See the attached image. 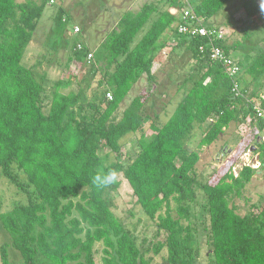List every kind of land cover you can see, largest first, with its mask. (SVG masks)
<instances>
[{"label": "trees", "instance_id": "trees-1", "mask_svg": "<svg viewBox=\"0 0 264 264\" xmlns=\"http://www.w3.org/2000/svg\"><path fill=\"white\" fill-rule=\"evenodd\" d=\"M160 1L182 7L178 0ZM230 1L188 0L192 12L210 30L217 27L208 21ZM49 2L54 0H0V169L26 197V203H15L0 213V224L23 264H97V254L100 264H195L197 225H202L210 247L209 264H264V208L258 211L243 195L256 173L239 160L246 146L234 155V163L242 165L236 176L230 164L225 171L214 170L203 184L198 182L199 153L189 147L197 130V147H209L230 124L249 119L257 133L254 152L264 165V120L256 119L245 101L260 94L264 85V49L245 65L241 61L249 56L244 54L241 60L232 56L258 27L264 29L257 0L240 4L245 15L238 27L240 40L229 44L227 36L212 39L215 47L236 60L239 71L234 78L209 57L207 38L179 34L178 17L145 3L136 12H123L96 47L72 42L67 61L88 66V80L70 88V81L59 78L47 92L36 77V65L25 66L22 60ZM63 15L60 8L56 16L62 20ZM169 30L174 47L190 51L192 64L173 112L158 126L149 121L148 129L142 115L148 92L140 91L125 108L120 106L143 75L152 79L151 69L166 46L163 37ZM233 81L243 97L231 92ZM128 135L137 137L132 160L104 164L101 146L118 158ZM109 170L122 175L157 234H165L162 242L145 250L137 246L112 211V194L120 181L107 188L92 182L94 175ZM194 187L204 196L205 212L195 226L186 204ZM236 200L246 204L243 214ZM149 253L152 256L146 257ZM158 255L160 262L155 261ZM0 264H11L3 245Z\"/></svg>", "mask_w": 264, "mask_h": 264}, {"label": "rangeland", "instance_id": "rangeland-1", "mask_svg": "<svg viewBox=\"0 0 264 264\" xmlns=\"http://www.w3.org/2000/svg\"><path fill=\"white\" fill-rule=\"evenodd\" d=\"M242 1L231 0L215 17L208 21L209 24L216 26L218 29H224L226 38H229V44L241 38L238 27L245 20L244 12L240 7ZM145 3L156 4L158 10L163 8L165 10L167 8L175 9L174 7H168L165 2L160 0H54L52 4L49 2V5L43 11L33 39L27 47L22 63L28 67L36 65V77L43 83L47 92L59 78H63L65 82L70 81V88H76V83L81 79L88 80L90 68L88 66H76L74 62L68 63L70 44L74 41L79 43L86 41L91 46L90 48H93L94 40L99 39L113 28L117 18L123 12H136ZM60 8L64 12L62 20L56 16ZM153 19L154 16L143 27L135 41L147 30ZM73 26L78 27L79 35L74 34ZM174 46V43L172 46H166L167 48L158 54V58L151 69L152 79L149 80L146 75H143L120 106V110H122L134 95L140 91L148 92L150 97L142 110V115L145 118L144 126L148 129L149 121H153L156 126L164 123L184 94L181 85L192 64V57L187 49ZM173 47L175 49L171 51ZM239 49L232 51V56L237 60H241L245 54L249 57L241 62L244 65L247 62L249 63L254 55L264 49V29L258 27L253 36L245 42V47ZM260 81L258 80L257 83L260 84ZM258 93L264 94V85ZM46 103L47 101L44 104ZM154 115L157 118L152 119ZM209 122L210 120H207L203 127ZM244 123H233L228 131L224 132L223 136L209 147H197L200 132L195 131L189 142V147L199 153L197 172L200 184H203L210 174L218 168L225 171L230 164H233V167L237 166L234 163V151L237 148L246 146L244 153L247 152L246 160L249 165H254L257 162L253 141V137L257 133L254 127L248 126L246 122ZM147 133L146 135L150 136L151 130H148ZM136 138V136L128 135L122 140L123 145L118 158L110 153L106 146L102 145L99 149L102 162L109 164L116 159L125 163L131 161L136 152ZM251 147L253 148L251 149ZM243 154L239 160H241ZM239 168L236 167L235 170L237 171ZM258 168V175L253 177L250 184L246 186L243 195L260 211L264 208V168H260V166ZM21 177L25 179L22 174ZM118 180L120 186L112 194L113 213L132 233L140 249L145 250L158 242H162L165 234L163 232L157 234L154 223L144 215L136 204V199L121 174L118 175ZM242 201H235L240 214L247 210L246 204L243 205ZM15 203H26V197L1 175L0 169V213L9 211ZM186 204H189L191 224L195 226V222L198 224L201 221L197 219L205 218V212L202 209L204 196L199 187H194L190 191ZM197 226L193 245L197 253L195 264H209L211 258H206V256L210 255V247L201 229L202 225ZM1 245L6 247L8 260L11 264H23L19 252L11 245L9 234L0 224ZM95 248L98 250V246ZM98 255H96L95 260L97 264H100ZM151 256L152 253H149L146 257ZM155 261L160 262L161 256H156Z\"/></svg>", "mask_w": 264, "mask_h": 264}, {"label": "built area", "instance_id": "built-area-1", "mask_svg": "<svg viewBox=\"0 0 264 264\" xmlns=\"http://www.w3.org/2000/svg\"><path fill=\"white\" fill-rule=\"evenodd\" d=\"M178 2L181 4V8L174 7V13L176 17L180 20V23L177 25V32L179 34H187L188 36H199L202 38H207L208 40V49H209V57L212 60H217L220 63H222L225 73L231 77L234 78L239 71V66L236 64V60L230 56L225 54V52L220 49L219 47H215L212 44V39H222L226 37L224 29H207L202 25V21L200 18H198L193 12L192 8L188 2V0H178ZM176 12V13H175ZM73 32L74 34L79 32V29L77 26H73ZM202 50V48H200ZM88 59H91L92 55L89 53L87 55ZM231 92L234 94V96H240L243 97L244 95L241 94L238 85L235 81H233V88L231 89ZM107 98H111L110 94H107ZM245 98V97H244ZM246 99V98H245ZM246 103H248L251 108L253 115L256 119L264 120V104L262 101H264V94L260 93L255 98H252L251 100L246 99ZM249 119H247L245 122L248 125ZM245 124V123H244ZM249 126V125H248ZM264 138V137H263ZM247 152L243 154V158L241 157V161L243 165L251 167L247 163ZM258 165V162H256ZM255 163V165H256ZM242 165L234 166L232 168V172L234 176L237 175V171L241 169ZM236 167H240L237 171L235 170Z\"/></svg>", "mask_w": 264, "mask_h": 264}, {"label": "clouds", "instance_id": "clouds-1", "mask_svg": "<svg viewBox=\"0 0 264 264\" xmlns=\"http://www.w3.org/2000/svg\"><path fill=\"white\" fill-rule=\"evenodd\" d=\"M259 8L262 14H264V0H259ZM118 180V175L115 170H109L107 172L98 173L92 177V182L98 188H107L114 185Z\"/></svg>", "mask_w": 264, "mask_h": 264}, {"label": "crops", "instance_id": "crops-1", "mask_svg": "<svg viewBox=\"0 0 264 264\" xmlns=\"http://www.w3.org/2000/svg\"><path fill=\"white\" fill-rule=\"evenodd\" d=\"M257 2H258V4H259V1H258V0H257ZM164 10H165V9L163 8L162 10H159V11H164ZM166 11H168L171 15H173V13H174V9H173V8H169V9L167 8ZM154 17H155V16H154ZM103 36H104V35H103ZM103 36L99 37V39H95V40H94V42H93L94 47H96V46L98 45V43L103 39ZM171 36H172V32H171L170 30L167 31V32L165 33V35H164L163 38L167 39L166 46H172V44L174 43L173 40H172V37H171ZM166 46H165L163 49L167 48ZM163 49H162L160 52H162ZM160 52H159V53H160ZM159 53H158V54H159ZM157 56H158V55H157ZM157 56H156V59L158 58ZM156 59H155V62H156ZM155 62H154V64H155ZM154 64H153V65H154ZM124 108H125V107H124ZM155 118H157V117H155V115H154V117H153L152 119H155ZM231 125H232V124H230V126H231ZM230 126L225 130V132L228 131V129L230 128ZM252 148H253V147H251V149H252ZM237 150H238V148H237ZM237 150H235L234 153H236ZM257 162H258V165H257V163H256V165L254 164V165L251 166V168L256 169V170H255L256 173H255V175H254L253 177H256V175H258V169H259L258 167L260 166V162H259V160H258V157H257ZM235 165L238 166L239 164H235ZM257 168H258V169H257ZM260 168H264V165L260 166ZM252 179H253V178H252ZM241 201H242V200H241ZM242 202H243V201H242ZM235 205H236V204H235ZM243 205H244V202H243ZM238 210H239V208H238Z\"/></svg>", "mask_w": 264, "mask_h": 264}]
</instances>
